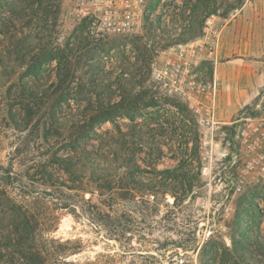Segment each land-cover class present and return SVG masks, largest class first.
<instances>
[{
    "label": "rangeland",
    "instance_id": "rangeland-1",
    "mask_svg": "<svg viewBox=\"0 0 264 264\" xmlns=\"http://www.w3.org/2000/svg\"><path fill=\"white\" fill-rule=\"evenodd\" d=\"M72 9L0 0V264H23L25 250L46 264H264V178L247 167L264 147L242 145L264 114V0L193 6L191 38L212 13L223 31L202 68L218 95L206 141L190 107L152 81L174 28L157 40L146 22L95 46ZM181 164L185 187L155 184V170Z\"/></svg>",
    "mask_w": 264,
    "mask_h": 264
},
{
    "label": "built area",
    "instance_id": "built-area-1",
    "mask_svg": "<svg viewBox=\"0 0 264 264\" xmlns=\"http://www.w3.org/2000/svg\"><path fill=\"white\" fill-rule=\"evenodd\" d=\"M74 19L85 25V37L99 46L112 37L133 36L141 33L144 23L154 24L156 39L166 37L164 29L174 28L166 47L163 65L152 74L154 85L165 95L183 100L196 116L203 131V141L214 135L218 125L217 86L207 83L202 68L216 63L222 38L218 16L208 15L202 35L192 39L187 30L193 23L192 9L196 0H72ZM184 9V14L182 13ZM160 25V27H158ZM149 48L157 46L145 40ZM242 145L253 152L264 147V114L255 124L242 131ZM249 170L264 178V153L247 163ZM264 209V199L257 201Z\"/></svg>",
    "mask_w": 264,
    "mask_h": 264
},
{
    "label": "trees",
    "instance_id": "trees-1",
    "mask_svg": "<svg viewBox=\"0 0 264 264\" xmlns=\"http://www.w3.org/2000/svg\"><path fill=\"white\" fill-rule=\"evenodd\" d=\"M111 117H106L105 119H103V121H111ZM132 170L134 171H143L142 166H140L139 164H135L134 167L132 168ZM156 174L159 175L161 177L160 180H153L155 182V184L161 188L163 187V182L168 181L170 178L173 179V183L174 185L176 184H181L182 187L186 186V183L184 181H179L177 179L181 178L182 176H184L185 172H188L186 169V164H181L178 167L175 168H166V169H161V170H155ZM201 174V167H199V175ZM139 184L143 185V182H139ZM185 199V198H184ZM182 201V200H181ZM179 198H177L176 196V204L178 205V203L181 202ZM31 249V248H29ZM21 258L23 259V264H46V262L42 261L41 258L37 257L36 253H33L32 250L30 251H26L25 253L21 256Z\"/></svg>",
    "mask_w": 264,
    "mask_h": 264
},
{
    "label": "crops",
    "instance_id": "crops-1",
    "mask_svg": "<svg viewBox=\"0 0 264 264\" xmlns=\"http://www.w3.org/2000/svg\"><path fill=\"white\" fill-rule=\"evenodd\" d=\"M195 38H197L196 35H195V37H192V39H195ZM243 38L246 39V40H248V41L252 40L253 39L252 30L245 32V34L243 35ZM233 48H234V50H236V52H238L239 55L243 54V46L242 45H237V46H234ZM250 49L252 51V46L249 47V50ZM206 66H208V64L204 65L203 66V69ZM219 68H220V70H219ZM219 68L216 67L215 76L217 75V77H219L221 79H225V80H235V79L238 78V76L236 74H233V73H230V74H224V73H222L221 67H219ZM261 78H263V81H264V75H262ZM234 86H236V84H234L231 87V90H234L235 89V91H237V87L234 88ZM245 88H246V85L243 86V89L241 88L242 91H239V92L236 93V95H234V97H235L234 103L235 104L236 103H239L240 99H242L243 97H245L246 91L248 92V90L245 89ZM226 102H228V101H226Z\"/></svg>",
    "mask_w": 264,
    "mask_h": 264
}]
</instances>
